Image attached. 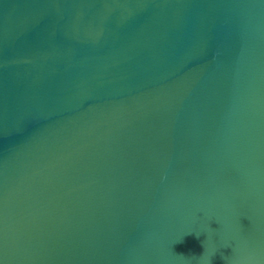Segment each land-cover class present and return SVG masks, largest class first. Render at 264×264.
Returning <instances> with one entry per match:
<instances>
[{
    "label": "water",
    "instance_id": "obj_1",
    "mask_svg": "<svg viewBox=\"0 0 264 264\" xmlns=\"http://www.w3.org/2000/svg\"><path fill=\"white\" fill-rule=\"evenodd\" d=\"M0 264H264V0H0Z\"/></svg>",
    "mask_w": 264,
    "mask_h": 264
}]
</instances>
